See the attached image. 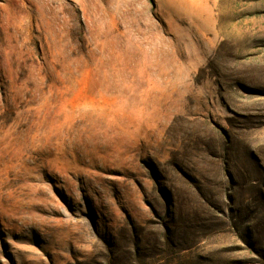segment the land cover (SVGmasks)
I'll list each match as a JSON object with an SVG mask.
<instances>
[{
    "label": "rangeland",
    "instance_id": "obj_1",
    "mask_svg": "<svg viewBox=\"0 0 264 264\" xmlns=\"http://www.w3.org/2000/svg\"><path fill=\"white\" fill-rule=\"evenodd\" d=\"M249 153L264 0H0V264H264Z\"/></svg>",
    "mask_w": 264,
    "mask_h": 264
},
{
    "label": "trees",
    "instance_id": "obj_2",
    "mask_svg": "<svg viewBox=\"0 0 264 264\" xmlns=\"http://www.w3.org/2000/svg\"><path fill=\"white\" fill-rule=\"evenodd\" d=\"M249 158L251 162L247 165V168L251 178L245 177V180H243L237 165H231L225 161L222 163L220 181L223 190L221 200L227 203L226 207L224 209L220 208L218 204L213 206L210 202H206L205 207L209 212V220L212 222L222 223L220 218L225 217L224 213L227 212L226 210H228L229 214L233 215V217L239 218L240 210L238 209L244 208L242 203L246 201V199L240 200V197L242 198L241 195L245 193L249 201L261 203L262 212L261 214L257 213L255 216H253L254 211L251 212L248 210V207L247 209L245 207V210H247L249 214L247 219L250 223V229L253 234L259 236L264 233V160L261 154L249 153ZM255 171L260 173V180L254 178L253 173ZM206 183L209 185V182ZM257 183L259 184V189L255 191L256 196H254L253 190L254 188L256 189L255 185ZM227 219L229 220L230 218L228 217ZM241 219L242 218H240V220Z\"/></svg>",
    "mask_w": 264,
    "mask_h": 264
}]
</instances>
